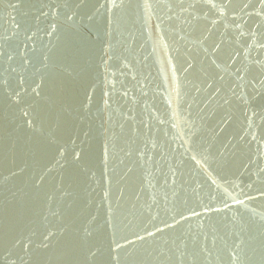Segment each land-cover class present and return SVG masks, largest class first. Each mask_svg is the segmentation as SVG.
<instances>
[{"label":"water","instance_id":"water-1","mask_svg":"<svg viewBox=\"0 0 264 264\" xmlns=\"http://www.w3.org/2000/svg\"><path fill=\"white\" fill-rule=\"evenodd\" d=\"M0 264H264V0H0Z\"/></svg>","mask_w":264,"mask_h":264},{"label":"snow or ice","instance_id":"snow-or-ice-1","mask_svg":"<svg viewBox=\"0 0 264 264\" xmlns=\"http://www.w3.org/2000/svg\"><path fill=\"white\" fill-rule=\"evenodd\" d=\"M69 19H71V17H69ZM28 39L30 40L31 39V37H28ZM12 57H11V55L8 57V59H11ZM24 63L25 64H27L28 63V61L27 60H25L24 61ZM13 71H15V69H13ZM23 82V81H22ZM37 87H39V85H37ZM33 91H35V89H33ZM18 95V94H17Z\"/></svg>","mask_w":264,"mask_h":264}]
</instances>
